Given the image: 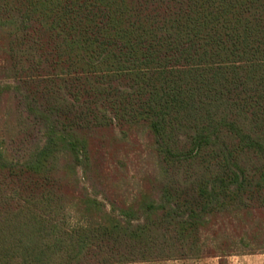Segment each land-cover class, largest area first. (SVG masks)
Segmentation results:
<instances>
[{"label": "trees", "instance_id": "16d2710c", "mask_svg": "<svg viewBox=\"0 0 264 264\" xmlns=\"http://www.w3.org/2000/svg\"><path fill=\"white\" fill-rule=\"evenodd\" d=\"M0 57V264L222 260L264 214V0H0ZM140 131L151 188L78 193Z\"/></svg>", "mask_w": 264, "mask_h": 264}, {"label": "rangeland", "instance_id": "374dc122", "mask_svg": "<svg viewBox=\"0 0 264 264\" xmlns=\"http://www.w3.org/2000/svg\"><path fill=\"white\" fill-rule=\"evenodd\" d=\"M2 65L3 60L0 57V87L10 81L3 74ZM14 109L13 99L9 95H3L0 102V131L12 128L15 115L8 113ZM101 143L96 139L95 151L101 169L108 177L106 192L98 193L91 183L82 182L78 193H87L101 200L108 197L110 201H115L116 205L120 206L124 202L140 197L142 191L151 188L150 182L144 178L156 173V162L147 134L142 131L133 132L127 140L113 142L112 138L107 139L102 147ZM98 188L101 190L100 187ZM219 225V238L225 249V244L237 242L233 255L226 256L222 260L219 257H207L134 264H264V214L258 213L253 218H244L233 223L225 218Z\"/></svg>", "mask_w": 264, "mask_h": 264}]
</instances>
